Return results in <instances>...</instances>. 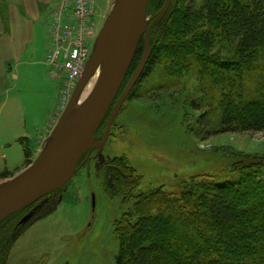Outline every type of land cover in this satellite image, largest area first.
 <instances>
[{"label": "rangeland", "instance_id": "rangeland-1", "mask_svg": "<svg viewBox=\"0 0 264 264\" xmlns=\"http://www.w3.org/2000/svg\"><path fill=\"white\" fill-rule=\"evenodd\" d=\"M117 2L93 0L88 59L83 70V75L89 73V78L79 91L76 89L82 78L71 87L64 72L48 62L49 66L42 64L35 71L27 69L19 74L16 91L25 109L31 142L22 143L29 150L31 164L73 121L71 114L77 101L96 88L107 53L103 32ZM144 18L149 24L155 18V11L147 8ZM50 31L51 26L48 53L52 47ZM142 41L141 59L146 50ZM149 49H152L150 45ZM164 56L176 55L166 51ZM140 60L133 69L132 64L119 95ZM165 61L158 65V72L137 82L101 146L102 141L97 137L106 130L112 107L92 147L65 187L0 222V254H3L0 264H115L123 242L122 229L129 221L133 223L138 215H154L159 211L174 215L180 210L188 216L191 209L181 198L183 192L193 190L190 181L229 178L236 175L234 168L238 164L264 162V133H216L220 97H215V110L210 109L209 90L198 73L181 69L183 72L170 81ZM9 138L2 134L0 171L7 164L14 171L24 159L20 144L4 146L3 140ZM28 166L25 161L19 172ZM109 171H114L117 180H121L115 187L108 184ZM6 179L0 178V183ZM200 190L204 191V187ZM161 196L178 201L176 206L180 207L162 211L161 200L156 202ZM18 214L20 217H16ZM8 230L12 231L4 240Z\"/></svg>", "mask_w": 264, "mask_h": 264}, {"label": "trees", "instance_id": "trees-1", "mask_svg": "<svg viewBox=\"0 0 264 264\" xmlns=\"http://www.w3.org/2000/svg\"><path fill=\"white\" fill-rule=\"evenodd\" d=\"M164 3L151 0L148 10L156 16ZM149 40L142 78L158 72L163 60L170 81L194 71L208 87L210 109L220 97L216 133H264V0H172ZM143 50L141 41L132 69ZM166 51L176 56L165 57ZM24 152L30 165L25 145ZM235 168L229 178L190 181L193 190L181 196L188 216L159 211L129 221L115 264H264V162ZM107 181L115 187L121 180L109 171ZM158 200L162 211L180 207L164 196Z\"/></svg>", "mask_w": 264, "mask_h": 264}, {"label": "water", "instance_id": "water-1", "mask_svg": "<svg viewBox=\"0 0 264 264\" xmlns=\"http://www.w3.org/2000/svg\"><path fill=\"white\" fill-rule=\"evenodd\" d=\"M150 1L118 0L103 32L107 45L106 62L91 98L72 124L52 141L34 163L0 183V222L68 184L113 107L106 130L99 138L101 146L106 143L116 116L148 64L151 31L165 17L172 4V0H165L144 31L142 18ZM142 39L146 46L145 53L119 95ZM88 78L89 73L83 75L77 91Z\"/></svg>", "mask_w": 264, "mask_h": 264}, {"label": "crops", "instance_id": "crops-1", "mask_svg": "<svg viewBox=\"0 0 264 264\" xmlns=\"http://www.w3.org/2000/svg\"><path fill=\"white\" fill-rule=\"evenodd\" d=\"M56 6L57 0H0V143L2 134L9 135V139L3 140L4 146L9 148L18 143L24 154L22 163H18L14 171L8 164L0 171V174L7 172L9 177L25 164L21 141L30 142L29 123L25 120V109L17 95L16 83L19 74L25 70L35 71L42 64L48 65L49 30ZM52 78L57 80L55 76ZM56 109L51 112L52 117ZM3 156L7 159L6 155Z\"/></svg>", "mask_w": 264, "mask_h": 264}, {"label": "built area", "instance_id": "built-area-1", "mask_svg": "<svg viewBox=\"0 0 264 264\" xmlns=\"http://www.w3.org/2000/svg\"><path fill=\"white\" fill-rule=\"evenodd\" d=\"M92 13L93 0H57L52 15V47L47 62L64 72L71 87L82 78L88 59L87 39Z\"/></svg>", "mask_w": 264, "mask_h": 264}, {"label": "bare ground", "instance_id": "bare-ground-1", "mask_svg": "<svg viewBox=\"0 0 264 264\" xmlns=\"http://www.w3.org/2000/svg\"><path fill=\"white\" fill-rule=\"evenodd\" d=\"M148 23V21L143 17L142 18V29L144 30V28H145V25ZM105 62H106V60H104V64H105ZM104 64H103V66H102V68H101V70H100V78H101V75H102V71H103V68H104ZM95 90V89H94ZM94 90L93 91H91V92H89V93H86L85 95H83V97H81L78 101H77V103H76V106H75V109H74V112H72V114H71V118L73 119V118H75L76 116L78 117V115L82 112V110L84 109V107L87 105V103H88V101H89V99L91 98V95H92V93L94 92ZM72 124V123H71Z\"/></svg>", "mask_w": 264, "mask_h": 264}, {"label": "flooded vegetation", "instance_id": "flooded-vegetation-1", "mask_svg": "<svg viewBox=\"0 0 264 264\" xmlns=\"http://www.w3.org/2000/svg\"><path fill=\"white\" fill-rule=\"evenodd\" d=\"M102 136H103V134H99L98 137H97V139H99V138L102 137Z\"/></svg>", "mask_w": 264, "mask_h": 264}]
</instances>
